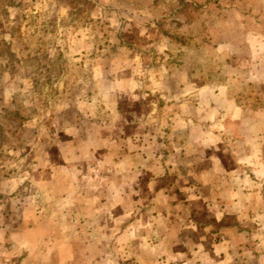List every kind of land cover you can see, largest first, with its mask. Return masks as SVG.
<instances>
[{
	"label": "rangeland",
	"instance_id": "1",
	"mask_svg": "<svg viewBox=\"0 0 264 264\" xmlns=\"http://www.w3.org/2000/svg\"><path fill=\"white\" fill-rule=\"evenodd\" d=\"M0 264H264V0H0Z\"/></svg>",
	"mask_w": 264,
	"mask_h": 264
}]
</instances>
